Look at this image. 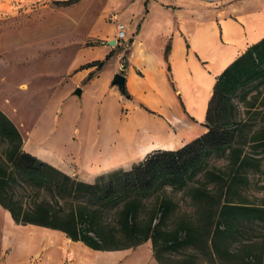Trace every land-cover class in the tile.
<instances>
[{
  "label": "trees",
  "instance_id": "16d2710c",
  "mask_svg": "<svg viewBox=\"0 0 264 264\" xmlns=\"http://www.w3.org/2000/svg\"><path fill=\"white\" fill-rule=\"evenodd\" d=\"M112 54L84 68L99 70ZM262 86L264 37L217 76L204 133L178 149H154L129 169L110 170L93 181L26 151L20 130L0 109V205L18 224L62 231L94 250L151 240L159 264H264V240L248 234L264 225V203L243 193L248 169L258 171L261 163L245 146L264 151V128L250 130L233 101L238 94L248 112V95L255 90L256 100ZM121 92L131 97L125 86ZM213 153L225 156L226 165H211ZM181 198L189 200L190 214L181 212Z\"/></svg>",
  "mask_w": 264,
  "mask_h": 264
},
{
  "label": "rangeland",
  "instance_id": "374dc122",
  "mask_svg": "<svg viewBox=\"0 0 264 264\" xmlns=\"http://www.w3.org/2000/svg\"><path fill=\"white\" fill-rule=\"evenodd\" d=\"M10 1L0 0V109L20 130L24 138L23 148L86 181H93L111 164L132 159L131 148L139 130L130 121H124L130 109L119 105L115 95L119 88L111 85L113 75L123 73V70L111 71L105 85L103 75L102 85L87 86L81 97L71 94L77 86L90 80V76H86L85 81H81L77 76L79 71L95 59H104L98 53V46L107 44V37H117L115 22L110 19L114 11L109 5L112 0ZM244 1L198 0V15L203 19L220 20L236 14ZM127 32L128 28H125ZM130 46V39L110 45L115 53L122 55L123 64ZM113 65L114 61L110 66ZM91 70V78L100 72L96 67L88 71ZM261 89L263 93L256 100L251 98L255 93L251 89L248 99L253 106L248 112L240 96L233 97L238 118H244L253 131L264 128V86ZM147 109L152 111H147L148 114L165 122L170 131L178 133L179 129L170 118ZM199 125L202 130L188 141L203 133L206 127L204 123ZM128 138L131 139L129 142ZM4 150L5 143L0 139V159L5 156ZM245 150L259 157L261 163L258 171L248 169L243 193L252 202L264 203V151L251 144H247ZM208 161L216 166L227 163L225 156L219 153H213ZM180 210L182 213L192 212L189 200L181 198ZM11 225L8 229L0 217V264L44 263L45 244L30 257L20 254L24 228H29L25 230L27 233L38 230L60 232L64 240H72L59 230L18 224L12 216ZM248 234H252L253 239L264 240V225ZM115 251V255H111L112 251H105L107 255L98 253L87 257L93 264H159L151 240ZM59 263L82 264L78 259L72 260L64 255Z\"/></svg>",
  "mask_w": 264,
  "mask_h": 264
},
{
  "label": "crops",
  "instance_id": "0c3cea01",
  "mask_svg": "<svg viewBox=\"0 0 264 264\" xmlns=\"http://www.w3.org/2000/svg\"><path fill=\"white\" fill-rule=\"evenodd\" d=\"M109 5L112 12L118 14L116 31L117 22L128 28L129 53L123 64L122 55L115 53L108 44L113 36L107 37V44L98 46V53L104 58L113 53L103 66L106 68L99 69L100 72L81 87L85 92L87 86L102 85L103 75L105 85L111 71L122 69L126 76L125 87L131 97L122 94L119 87V93L115 95L121 107L130 109L124 121H130L139 130V135L131 148L133 158L111 164L101 173L129 169L154 149H178L189 142L188 138L202 130L199 123L205 122L217 76L250 45L264 37V0H245L238 6L236 14L220 20L201 18L198 0H112ZM168 45L170 49L166 54ZM113 61L114 65L110 66ZM92 67L79 71L77 76L81 81L93 72L88 71ZM147 108L170 118L179 129L178 133L148 114L147 111H152ZM0 217L10 229V213L1 205ZM26 229L29 228H24L21 235L24 238H20V254L30 257L45 244L43 264H60L62 255L78 259L82 264H93L87 256L107 255L103 250L91 249L77 241H66L60 232L38 230L27 233ZM115 254L116 251H112L111 255Z\"/></svg>",
  "mask_w": 264,
  "mask_h": 264
},
{
  "label": "water",
  "instance_id": "95a60500",
  "mask_svg": "<svg viewBox=\"0 0 264 264\" xmlns=\"http://www.w3.org/2000/svg\"><path fill=\"white\" fill-rule=\"evenodd\" d=\"M117 42L116 39H112L110 41H108L109 45H115ZM125 80H126V76L121 73V72H116L113 75V79H112V85H117L120 89H123L125 86ZM83 92V88L81 86H77L73 91H72V96H78L81 97Z\"/></svg>",
  "mask_w": 264,
  "mask_h": 264
},
{
  "label": "built area",
  "instance_id": "2783aa9c",
  "mask_svg": "<svg viewBox=\"0 0 264 264\" xmlns=\"http://www.w3.org/2000/svg\"><path fill=\"white\" fill-rule=\"evenodd\" d=\"M110 19L115 22L118 20V14L116 12H112L110 15ZM117 43L122 44L127 42L126 40V33H125V25L122 22H117Z\"/></svg>",
  "mask_w": 264,
  "mask_h": 264
}]
</instances>
